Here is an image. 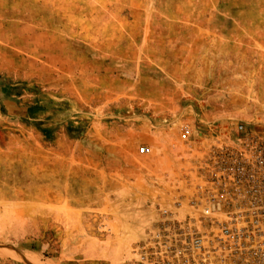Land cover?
<instances>
[{"label":"rangeland","instance_id":"374dc122","mask_svg":"<svg viewBox=\"0 0 264 264\" xmlns=\"http://www.w3.org/2000/svg\"><path fill=\"white\" fill-rule=\"evenodd\" d=\"M195 111L264 130V0H0V263L142 264L154 180L126 129Z\"/></svg>","mask_w":264,"mask_h":264},{"label":"built area","instance_id":"2783aa9c","mask_svg":"<svg viewBox=\"0 0 264 264\" xmlns=\"http://www.w3.org/2000/svg\"><path fill=\"white\" fill-rule=\"evenodd\" d=\"M233 127L182 130L180 160L151 184L142 264H264V130Z\"/></svg>","mask_w":264,"mask_h":264},{"label":"crops","instance_id":"0c3cea01","mask_svg":"<svg viewBox=\"0 0 264 264\" xmlns=\"http://www.w3.org/2000/svg\"><path fill=\"white\" fill-rule=\"evenodd\" d=\"M150 106L157 105V101L148 100ZM153 103V104H152ZM160 103V102H159ZM191 109H194L191 104H186ZM183 114V112H179ZM180 121L171 124L168 119H160L159 123L151 118L133 120L130 123V128L126 129L125 136L129 135L133 138L134 148L139 160L147 166L149 173L152 172L154 181L159 179L168 171L171 164H177L182 156L180 147H177L174 142H180L182 130L185 128L191 132L209 136L213 122L208 118L200 116L196 111L187 113L181 116ZM183 125V126H181ZM128 131H131L129 134ZM145 145L148 151L144 154L140 153L139 148ZM146 157V158H145Z\"/></svg>","mask_w":264,"mask_h":264},{"label":"bare ground","instance_id":"6f19581e","mask_svg":"<svg viewBox=\"0 0 264 264\" xmlns=\"http://www.w3.org/2000/svg\"><path fill=\"white\" fill-rule=\"evenodd\" d=\"M17 154H3V157L6 159L5 161V165L8 167H12L13 165H16L17 167H19L21 174H18V176L16 177L18 182H22L24 183L25 180H33V181H37V177L32 176L30 173H28L26 170L29 166V162H30V158L28 156L23 155L20 152H16ZM12 159V160H11ZM1 162V161H0ZM10 167V168H11ZM7 168V167H6ZM4 169V168H3ZM15 169V168H14ZM8 171V170H7ZM17 171V170H16ZM26 171V172H25ZM1 172V171H0ZM23 173L25 174V176H23ZM5 174V173H4ZM12 177V175H11ZM5 178V177H4ZM11 180V179H10ZM31 183V182H29ZM25 186V185H22ZM21 188V187H20ZM25 190L23 188H21V192L24 195ZM12 196V195H11ZM19 197V196H18Z\"/></svg>","mask_w":264,"mask_h":264}]
</instances>
